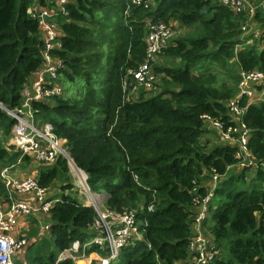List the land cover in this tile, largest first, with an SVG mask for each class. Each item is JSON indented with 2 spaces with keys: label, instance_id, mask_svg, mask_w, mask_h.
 Masks as SVG:
<instances>
[{
  "label": "trees",
  "instance_id": "obj_1",
  "mask_svg": "<svg viewBox=\"0 0 264 264\" xmlns=\"http://www.w3.org/2000/svg\"><path fill=\"white\" fill-rule=\"evenodd\" d=\"M49 1L0 0V105L7 110L21 106L23 86L43 64L42 35L27 10ZM155 2L154 8L145 9L131 0H69L64 5L67 14L58 12L52 18L61 32L59 49L52 55L64 66L59 79L65 84L81 82L84 92L77 99L31 102L34 118L66 140L70 159L86 174L90 190L107 195V210H135L142 240L124 246L113 264L186 260L192 200L206 194L194 188L211 174L221 177L204 222L218 250L212 264H264V101L248 104L245 96L239 99L245 108L241 121L250 130L247 148L258 165L250 178L249 170L232 171V146L215 145L207 151L200 140L204 116L229 121L224 103L237 95L241 73H264V31L258 39L261 48L257 40L249 45L257 37L242 34L249 12L234 13L221 0ZM262 7L251 20L263 30ZM147 20L176 21L195 28L196 35L176 39L162 51V56L179 62L155 68L168 89L125 102L127 70L136 69L145 57ZM232 63L237 73L230 70ZM13 124L0 108V171L20 159L13 146L6 147ZM28 160L22 157L24 163ZM36 179L46 189L57 183L59 194L49 212L50 240L36 236L25 264H74L57 260L73 242L83 244L95 235L91 226L97 214L78 199L61 157L38 167ZM4 195L0 181V197ZM92 252H98L96 247L87 250Z\"/></svg>",
  "mask_w": 264,
  "mask_h": 264
},
{
  "label": "built area",
  "instance_id": "obj_2",
  "mask_svg": "<svg viewBox=\"0 0 264 264\" xmlns=\"http://www.w3.org/2000/svg\"><path fill=\"white\" fill-rule=\"evenodd\" d=\"M68 1L50 0L43 7L36 4L27 10L28 15L37 21L38 29L42 35L43 64L41 69L23 86L21 106L6 112L14 121L10 132L12 144L10 146H13L14 150L21 154L16 164L22 161L24 156L39 167L50 166L59 157L64 159L78 190L74 185L73 187L84 197L83 201L79 196L78 199L84 206L93 208L97 214V219L91 226L95 235L83 244L79 241L73 242L68 249L60 253L57 261L71 260L77 264V262L86 260L89 255L87 250L94 246L99 255L96 263L112 264L124 246L142 240L136 212L124 210L122 213H116L107 210L104 207L107 196L100 198L90 190L86 174L79 170L70 159L66 140L58 137L50 124H40L36 121L31 109V102L48 103L62 94L58 80L59 71L64 66L59 58L52 55L53 51L59 49L56 40L61 36V32L52 18L58 12L67 14L64 5ZM145 1L131 0V3L142 5L147 9L148 5ZM50 4H53L54 7H49ZM221 4L234 13L247 10L250 14V21L255 8H257L250 7L248 0H221ZM259 7L261 8L262 4ZM262 11L264 12V7H262ZM242 30L243 35L250 32V35H258L257 29H251L250 22L242 27ZM176 38V30L170 22L153 23L147 20L144 37L145 57L136 69L127 70L122 85L125 102L136 101L141 94L144 97L149 93L157 94V85L162 75L155 72V60ZM256 95L259 97H255ZM243 96L247 98L248 104H258L264 101V73L257 70L241 73L237 95L224 103L229 121L224 124L204 116V125L207 124L217 131L222 140L226 142L225 145L234 148L235 165L233 167L236 171H255L258 165L247 148L250 130L241 121L245 108L239 106V99ZM15 165L5 167L0 171V181L3 183L5 191V195L0 197V264H12V259L28 246L26 238L18 232L20 219L31 216L37 220L40 224L37 237L45 238V233L51 226L49 222L50 209L58 201L59 190L55 194L52 193L53 190L42 188L37 182L36 176H27L22 179L13 176L11 172ZM220 179L218 174H211L206 180L196 183L194 191L204 189L206 194L202 197L196 195L192 200L193 217L188 258L180 264H212L218 257V250L211 235L204 230L203 223L210 214L209 205ZM134 180L137 181V178L135 177ZM50 194L52 195L50 196ZM152 209L153 206H150L148 211H152ZM44 219L48 221H44ZM92 263L94 262H88V264Z\"/></svg>",
  "mask_w": 264,
  "mask_h": 264
},
{
  "label": "rangeland",
  "instance_id": "obj_3",
  "mask_svg": "<svg viewBox=\"0 0 264 264\" xmlns=\"http://www.w3.org/2000/svg\"><path fill=\"white\" fill-rule=\"evenodd\" d=\"M145 2L148 5L147 9H149V8L152 9L156 5L155 0H146ZM260 2H261L260 0H248V3L250 5V7H252V8H255L256 6H258L260 4ZM257 10H258V8H255V11H257ZM170 23L174 26V28L176 30V34H177V38L176 39H178V40L179 39L181 40L183 38H191V37H194L196 35L195 28L182 27L176 21H170ZM250 27H252V26H250ZM252 28H257V30L259 29V31H258V35L259 36L257 35V37H254V39H252L249 42V45L254 44L256 42V40H257L256 44H257L258 48H261L263 46V43L261 41H258V39L260 37H263L262 36L263 35L262 32H263L264 29L262 30L261 28H259L257 26H253ZM250 36H252V35H250ZM249 37H245V39H248ZM237 48H239V46ZM105 64H106V62L103 63V65H105ZM176 66H179L178 60H172V59L166 58V57H164L162 55H158L156 60H155V63H154V68H158V69L164 68V67H176ZM229 68H230V70L233 73H237L238 70H239L238 67L235 66L233 63L229 66ZM218 72L219 71L214 70L215 74H218ZM219 78H220V76H219ZM224 79H225V76H223L221 78V80H224ZM58 83H59L60 87L62 88V94H61V96H59L61 98L77 99L84 92L83 84L81 82H75V83H72V84H65L64 82H62L59 79ZM166 89H168V87H166L165 84L162 83V80H160L159 84L157 85V91L156 92L160 94L161 92H163ZM140 92H142V89H140ZM210 135H214V134L212 132H207L200 139L201 143L207 146V151L211 150L215 146V144H217L216 143L217 140H215L214 138L211 139L209 137ZM10 144H11V140H8V142L6 144V147H9ZM18 170H19V168H18ZM68 170H69V168H68ZM232 171H234L235 173L239 172V171H236L235 169L232 170ZM252 174H253V172L249 171L248 172V177L250 178L251 177L250 175H252ZM69 176H70V179H71V181H70L71 184L74 185V187H75L74 179H73L72 174L70 173V170H69ZM56 184H54V185H56ZM57 186H59V185H56V187ZM53 188L54 187H51L49 189L52 190ZM75 188H73V190L76 191L77 197L79 196V198H81L82 201H83V198H84L83 195L80 194L77 191L78 190L77 188H76L77 190ZM93 193H94L95 196L99 195L100 198L103 197V196H107L105 193H99V192H95V191ZM126 210H128V209H126ZM133 211H135V210H133ZM22 219H24V221H23L25 223L24 226H27V228L24 229L22 235L28 241V246H27L26 249H24L22 252H20L17 256H15L12 259V264H17V261L20 262L21 264H25V256H26V254L28 252V249H29L30 246H32L34 244V240H35L38 232L40 231L39 225H38L39 222L37 220H35L33 217L30 216V217H27V218H21L20 219L21 222H22ZM20 221H19V223H20ZM204 230L206 232H208L206 227L204 228ZM45 238L50 240L48 232L45 233ZM38 240L39 239H37L36 241H38ZM117 261H118V258L115 261H113L112 264L116 263Z\"/></svg>",
  "mask_w": 264,
  "mask_h": 264
},
{
  "label": "crops",
  "instance_id": "obj_4",
  "mask_svg": "<svg viewBox=\"0 0 264 264\" xmlns=\"http://www.w3.org/2000/svg\"><path fill=\"white\" fill-rule=\"evenodd\" d=\"M260 5H261V2L256 7H259ZM250 26H252V27L253 26H257L258 27V24L255 25V23H253L252 20H251L250 21ZM252 27H251V29H253V30L257 29V28H252ZM258 31H259V29H258ZM255 97H259V95H256ZM204 130H205V133L212 132L214 134V135H210L209 137L211 139L214 138L215 140H217V142H216L217 144H215V145H224V144H226V142L224 140H222L220 134L217 131H215L214 129H212L209 125L205 124L204 125ZM38 167L39 166H37L35 163L31 162L30 159H29L27 163H24L23 161H20L18 164H16L11 173H12L13 176H15L18 179H22V178L27 177V176H36ZM261 167L264 170V163L262 164ZM18 168H19V170H18ZM203 180H206V178L202 177L200 179V182L203 181ZM52 190H53L52 193H55V194L58 193V186L56 187V185H55ZM51 195L52 194H50V196ZM50 196L48 195V197H50ZM209 217H210V214L208 216V219H209ZM23 221H24V219H22V222L20 221L19 226H18V232L20 234H22L24 229L27 228V226H24L25 223ZM44 221H48V220L44 219ZM38 225H39V228H40V224L39 223H38ZM203 228H205L204 227V223H203ZM98 257H99L98 253L92 252V253H89V255L86 258V260H83V261H80V262H83V264H88V262H96Z\"/></svg>",
  "mask_w": 264,
  "mask_h": 264
},
{
  "label": "water",
  "instance_id": "obj_5",
  "mask_svg": "<svg viewBox=\"0 0 264 264\" xmlns=\"http://www.w3.org/2000/svg\"><path fill=\"white\" fill-rule=\"evenodd\" d=\"M0 108L3 109L5 112H8V110L0 105Z\"/></svg>",
  "mask_w": 264,
  "mask_h": 264
},
{
  "label": "bare ground",
  "instance_id": "obj_6",
  "mask_svg": "<svg viewBox=\"0 0 264 264\" xmlns=\"http://www.w3.org/2000/svg\"><path fill=\"white\" fill-rule=\"evenodd\" d=\"M77 264H83V262H77Z\"/></svg>",
  "mask_w": 264,
  "mask_h": 264
}]
</instances>
